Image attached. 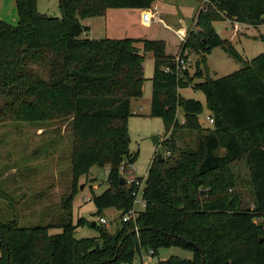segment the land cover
I'll return each mask as SVG.
<instances>
[{"label":"trees","instance_id":"obj_1","mask_svg":"<svg viewBox=\"0 0 264 264\" xmlns=\"http://www.w3.org/2000/svg\"><path fill=\"white\" fill-rule=\"evenodd\" d=\"M155 1L58 0L60 17H52L38 13L37 0H14L17 24L0 19V124L68 121L71 128V182L56 220L22 226L23 198L0 191L12 211L10 220L0 222V264H133L136 252L157 256L170 247L191 252V259L171 256L157 264H264V221L254 220L264 217V54L230 75L194 86L205 97L210 128L199 121L202 103L179 93L202 78L199 66L193 74L189 68L175 72V58L186 50L204 64L215 47L239 58L212 23L229 19L258 27L264 23V0H209L207 10L197 14L198 31L188 33L176 56L166 54L163 41L82 37L89 30L84 20L108 10L150 9ZM141 50L154 57L149 116L163 120L168 138L147 170L145 208L123 222L137 190L120 168L137 156L129 149L127 119L131 102L143 93ZM180 131L194 135L193 147ZM240 164L248 171L252 209L231 170ZM93 166L107 168L108 185L100 195L92 193L93 215L115 209L117 226L109 233L97 222L96 238L77 239L74 230L88 222L72 224V201L78 179ZM52 229L61 232L50 234Z\"/></svg>","mask_w":264,"mask_h":264},{"label":"rangeland","instance_id":"obj_2","mask_svg":"<svg viewBox=\"0 0 264 264\" xmlns=\"http://www.w3.org/2000/svg\"><path fill=\"white\" fill-rule=\"evenodd\" d=\"M4 4L3 21L12 25L16 13L14 0H1ZM160 4V17L164 24L151 22L148 26L142 25L136 14L125 18V11L114 9L111 18L106 21L104 17L87 19L89 26L84 38L92 40L100 39H123L127 37L158 40L165 43L166 54L179 53L182 44L189 32H197L196 17L200 11L207 10L210 6L208 0H158ZM37 11L52 17H60L58 0H37ZM150 11L154 12L151 7ZM124 12V13H123ZM9 13V14H8ZM6 15L8 17H6ZM124 17V18H123ZM146 24V23H145ZM217 36L227 40L239 58L233 57L230 52L222 47L211 49L206 55V62H200V55L193 51H185L191 62L189 72H195L196 65L202 73V78H195L193 83L179 91L184 98L195 99L204 106L199 121L203 127H211L208 122L209 112L206 109L205 97L202 92L194 89V86L203 82L206 78L217 79L230 75L241 69L245 63L259 54H264V27H253L240 24L229 19H223L212 23ZM183 29V31H181ZM181 31L184 41H180L174 31ZM140 49L141 44L137 45ZM144 55L142 97L131 102V115L127 119L129 134V149L137 156L133 164H129L134 175L145 177L149 164L157 151L162 149L164 137V122L161 118L150 117L151 102V77L153 75L154 57L152 53L140 51ZM185 54V55H186ZM2 97L0 95V102ZM177 119L181 120L183 113L176 111ZM182 141L193 147L194 135H188L180 131ZM155 138L158 142L155 144ZM179 140V144H182ZM185 143V144H186ZM161 155V154H160ZM71 128L68 121H49L44 123L6 122L0 124V191L16 201L24 200L26 211L23 214L22 226L31 227L45 225L53 222L62 213L61 199L69 193L71 173ZM238 175V189L243 192L247 206L252 209V194L248 185V171L245 165H235L231 169ZM107 168L93 166L88 174L78 179L77 193L72 201V224L76 225L78 219L84 218L87 224L74 230V237L96 238L98 233L92 222H98L99 218L105 219L109 233H114L119 216L115 209L104 212L103 215L95 216L96 211L91 202L92 193L96 196L104 192L108 185L106 182ZM24 207L22 209H24ZM133 208L139 212L143 209L140 204ZM9 204L0 199V222L11 219ZM60 229L49 230L50 234L60 233ZM171 256L182 259H191L189 251L170 247L159 249L157 256L141 250L134 255L133 264H157Z\"/></svg>","mask_w":264,"mask_h":264},{"label":"built area","instance_id":"obj_3","mask_svg":"<svg viewBox=\"0 0 264 264\" xmlns=\"http://www.w3.org/2000/svg\"><path fill=\"white\" fill-rule=\"evenodd\" d=\"M208 3H209V0H208ZM150 9H144L142 11V13H141V21L143 23H146V24H151V22H158V23L164 24L163 21L159 18L157 10L154 8V12H152V11H150ZM260 26L264 27V23L261 24ZM174 32H175V34L177 35V37H178V39L180 41H184V36L181 35V31L179 32V31L176 30ZM190 62H191V59L187 55H185V56L178 55L175 58V65H176L175 72H176V74L179 75L184 70H187L189 68ZM164 71L165 72H170L171 69L169 67H165ZM207 119H208V122L210 124H212L213 120L210 119L209 117ZM168 155H169V153H167V156ZM120 170L123 172L126 182L128 184H134L137 187V190H135L132 193V196L134 197L133 204L134 205L140 204L142 209H144L145 208V201L143 199V188H144V180L146 178L147 173H146L145 177L142 178L141 181H138L137 178H139V177L134 175V171L131 170L130 167L124 168L122 166L120 168ZM138 213H139V211H137L134 208H132L127 213H125L123 215L122 221L123 222H127V221H129L131 219H134V218H136ZM254 220L257 223H260V222L264 221V217H258V218H255ZM98 222L101 223V224H107L105 219H103V218H99ZM149 254L151 255V253H149Z\"/></svg>","mask_w":264,"mask_h":264},{"label":"crops","instance_id":"obj_4","mask_svg":"<svg viewBox=\"0 0 264 264\" xmlns=\"http://www.w3.org/2000/svg\"><path fill=\"white\" fill-rule=\"evenodd\" d=\"M159 2H158V0H156L153 4H152V8H155L156 10H157V12H158V16H159V18L161 19V17H160V4H158ZM14 4H15V2H14ZM4 4H3V2L0 0V19L2 20L3 19V16L5 15V12H4ZM16 10V9H15ZM120 10H123V11H125V18H127L128 20L130 19V15H132V14H136L137 16H136V19L142 24V25H145V26H148L147 24H145V23H143L142 21H141V13H142V11L143 10H125V9H120ZM111 13H112V10H108L107 12H106V15L104 16V19L106 20V21H109L110 20V18H111ZM124 13V12H123ZM9 14V13H8ZM6 17H8L7 15H6ZM123 17V18H124ZM162 20V19H161ZM3 21V20H2ZM85 21V23L86 24H89V20H84ZM83 21V22H84ZM163 21V20H162ZM17 22H18V17H17V13H15L14 14V17H13V20H12V22H11V24H12V26H14V25H16L17 24ZM163 23H164V21H163ZM84 24V23H83ZM164 26H165V23H164ZM89 27V26H88ZM89 29H90V27H89ZM181 31H183V29L181 30ZM87 35V34H86ZM127 38H132V37H127ZM148 40V39H147ZM179 53H171L170 55H173V56H176V55H178ZM207 109V108H206ZM210 116V115H209ZM208 116V117H209ZM179 120V122L180 123H182L183 122V116L181 117V120L180 119H178ZM107 210H110V209H107ZM107 210H105V211H103L102 213L104 214V212H106ZM95 213V212H94ZM93 213V214H94Z\"/></svg>","mask_w":264,"mask_h":264},{"label":"water","instance_id":"obj_5","mask_svg":"<svg viewBox=\"0 0 264 264\" xmlns=\"http://www.w3.org/2000/svg\"><path fill=\"white\" fill-rule=\"evenodd\" d=\"M208 109V106L206 107ZM158 142V138H155V144ZM158 162L162 160V156L160 154L157 155ZM98 223L97 222H92L91 226L92 227H97Z\"/></svg>","mask_w":264,"mask_h":264}]
</instances>
